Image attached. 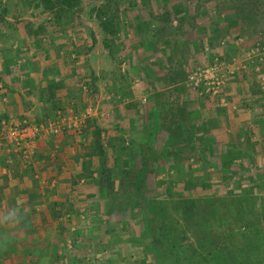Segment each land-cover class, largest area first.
I'll return each mask as SVG.
<instances>
[{"label": "rangeland", "instance_id": "obj_1", "mask_svg": "<svg viewBox=\"0 0 264 264\" xmlns=\"http://www.w3.org/2000/svg\"><path fill=\"white\" fill-rule=\"evenodd\" d=\"M105 19L119 27L117 38L102 29ZM216 22L218 30L213 28ZM215 37L219 46L206 45ZM201 47L203 52H198ZM52 59H59L55 63L61 68L69 66L66 86L63 81L61 91L55 92L64 94L58 100L64 98L65 108L54 106L46 90L40 93L41 83L62 81L54 67H46L45 74L37 71V60L46 65ZM205 69H210V83L212 77L223 83L215 93L205 81L195 85L190 80ZM242 70L248 81L242 74L234 79ZM262 80L264 0H78L71 8L57 5L53 10L45 9L41 0H0V84L8 89L6 85L16 83L11 91L17 86L23 99L31 96L33 110L28 113L34 119L25 121L39 125L70 110L89 111L92 117L103 113L100 120H92L104 134L112 130L111 122L119 121L124 132L116 134L119 141L113 146L119 148L123 141L127 151H113L104 140L102 147L109 157L117 153L119 168L134 172L129 177L140 179L143 186L137 192L116 185L104 197L85 181V191L76 194L81 214L59 225L66 234L65 264H264ZM225 91L231 98H225ZM256 101L261 106L252 108ZM228 105L229 111L206 112ZM111 106L117 108L106 116ZM133 107L135 120L127 117ZM133 139L141 144L127 146ZM109 165L114 166L113 160ZM230 171L238 173L241 188L224 182ZM119 173L113 172V179H120ZM181 190L196 200L212 195L218 210L212 216L200 206L195 213L207 210L205 218L195 214L186 221L182 210L170 204ZM232 190L254 198L233 209ZM167 192L173 193L171 199ZM138 202V209L123 210ZM167 227L178 240L165 233ZM252 240L256 246L247 250Z\"/></svg>", "mask_w": 264, "mask_h": 264}, {"label": "crops", "instance_id": "obj_2", "mask_svg": "<svg viewBox=\"0 0 264 264\" xmlns=\"http://www.w3.org/2000/svg\"><path fill=\"white\" fill-rule=\"evenodd\" d=\"M57 50L59 51V48ZM198 50V52H203L201 48ZM52 60V63H49L51 60L46 61L48 62L46 65L43 64V61L40 62V60H37V71H39V74H45L48 73L46 67H54L52 71L57 73L58 78L62 81H59V83L56 81L47 83L43 81L44 83H41L42 86H40V93L44 94L46 90L48 92L46 96L49 97L51 95V99L54 101L53 104H55L54 106L57 105L65 108L66 103L64 102V98H60L61 101L58 100V97H63L61 95L63 93L57 94L55 92L58 91L56 88L61 91L60 85L66 77L69 78V66L64 65V68H61V66H57V63H55L60 62L59 59ZM63 62H66V60L63 59ZM237 72L239 74L241 72L244 73L243 70ZM247 76L248 73L245 77ZM156 78L162 79L159 75ZM141 81H144V77ZM2 82H4L3 78ZM64 83L66 86L67 81H64ZM1 84L0 125L1 122H9L12 119H14L13 121L27 119L31 121L34 119L28 113V111L33 110V106L29 103L33 102L31 96L30 100H27L26 97L23 99L17 94L20 90L17 86L15 87V91H11L9 87L12 88L16 83H12L13 85L9 84L10 86L6 85L8 89H2ZM56 84L58 85L57 87H55ZM244 84L248 87L246 82ZM234 85H236V82ZM255 85L259 89L258 84ZM239 87L236 88L238 93L240 92ZM227 91H225V98L229 99L231 98V93H227ZM250 94L252 95L253 93ZM259 94L261 92L255 93L254 96H260ZM235 95H237V92H235ZM201 105L205 108L203 103ZM215 106L218 107L219 103H216ZM256 106H261V102L256 101V103L252 104V108ZM50 108L53 107L51 106ZM116 108L111 106L108 109L109 112L105 113L106 116H111L110 112L116 110ZM134 110L127 116L133 120L138 116L136 113L137 108H134ZM217 110L229 111L231 110V106L228 105L226 108L219 107L216 110H206V112L214 115ZM102 114L100 113L97 117H92L91 115L87 120L94 121L98 125L97 120L92 119L96 118L100 120L101 117L99 116ZM149 117L148 115L147 118ZM209 121L210 123L212 122L211 120ZM111 124L112 130L110 131L107 128V134L102 135V140L105 143L109 142L110 145L115 146L117 141H119V139L117 140L116 134L118 132L120 133L122 126L120 127V123L117 120L114 123L111 122ZM91 127L92 125H88L86 122L85 129L79 135H73L71 133L70 135L68 133L49 137L47 140L39 138L36 140V146L34 144V153L29 157H22L12 147L5 146L0 149V240H2V248L0 247L2 261H0V264L66 263L63 259L64 251L62 249L66 234L60 231L59 225L62 223L68 225L77 217L74 215L81 214V197H77L76 194L81 191L80 189L85 191L87 184L85 179L82 178L83 171L80 165L87 161L94 147V130L92 131ZM238 127L244 126L239 125ZM227 128L230 130L231 126ZM131 142L133 143L127 141V146L134 143L141 144L140 141L138 143L134 139ZM57 240L59 244H57ZM59 247L60 249H58Z\"/></svg>", "mask_w": 264, "mask_h": 264}, {"label": "trees", "instance_id": "obj_3", "mask_svg": "<svg viewBox=\"0 0 264 264\" xmlns=\"http://www.w3.org/2000/svg\"><path fill=\"white\" fill-rule=\"evenodd\" d=\"M41 1H42L43 6L45 7V9H47V10H53L54 7L57 5L62 6V8H64V9H68V7L71 8L74 4L77 5V3H78V0H41ZM177 13H180V12H177ZM166 16H167V14H166ZM156 20H157V18H156ZM183 22H185L184 17L179 19L180 27H182V28L184 26ZM159 23H158V25H159ZM162 24H163V22L161 23V26H160L161 28H162ZM216 25H218L217 22L214 23V25H213L214 30H218V28L221 27V26L219 27ZM228 25H229V27L231 26V24L229 22H228ZM102 29L106 33L111 34L112 37L117 38L116 35L119 34V27H117L116 25H114V23L112 21L107 20V19H105V22L102 23ZM158 30H161V29H158ZM155 32L157 33V31H154V33ZM214 39H215V42H213L212 39H209L210 41H209V43H206V45H208V46L212 45L213 47H216L217 45L219 46V44H220L219 38L215 37ZM201 49H203V48L201 47ZM241 74L243 77L246 76L242 72L240 74L238 72L237 76L241 75ZM234 76L236 78V75H234ZM260 85H264V80H262L260 82ZM260 85H259V87H260ZM86 122L88 123V125H92L91 129H92V131L94 130L93 137H94L95 142H94V147L92 149V152L89 154L87 161L84 162L82 165V171H83L82 178L85 179L86 182L91 181L90 183H93L94 186L97 187L100 195H102L104 197H105V195H109V193L111 191H116L115 190V189H117V188H115L116 185L119 186V188H123L124 189L123 191L134 190V191L139 192L140 190H143V186H141L142 183H141L140 179L136 178L135 180L132 181L133 178L129 177L130 175L134 174V172H132L131 170L129 171L128 169H120L119 168L118 158H117V156L115 157V155H117V153L113 157L107 156V153H106L107 150L102 147V144L104 142L102 140V135L104 134V133H102L103 130H100L98 125H96V123H94V121L87 120ZM177 124H175L174 126H177ZM178 126H180V125H178ZM73 135H75V134H73ZM106 144H107V147L111 148L113 151L114 150L117 151L119 149L118 153L119 152L122 153L123 151H127V148L124 147L123 141H121V145L118 146L119 148L110 145L109 142H107ZM118 156H120V154H118ZM111 160H113L114 166L109 165ZM116 170L120 171V173H119L120 179H118V180H115L112 177L113 172H115ZM93 174H95V176H96L94 179H93ZM236 176H238V173H236L234 171H230V173H228V176H224V179H225L224 182H228V183L233 182L232 183L233 189H234V187H236V185L238 187H240L239 184H241V181L236 180V178H237ZM128 179H130L132 182H129ZM192 180H193L192 178H189L186 181H192ZM251 182L253 183V180H251ZM205 183L206 182H204L202 180L201 185L203 188L207 189L208 184H205ZM231 192H232L231 196H230L231 198L229 201L232 203L231 207L233 209H236L237 207H241L242 203H248L251 201V198L252 199L254 198L251 196H247V198H246V196H244L245 193L241 194V195L240 194L235 195L234 190H232ZM242 192H248V191L243 190ZM164 195L166 197L170 196V199H171V197H172L171 195H173V193L167 192ZM174 195L177 198H176V200H172L170 204H171V206L182 210L183 217L186 221H191L192 216L195 214L198 216H203V218H205V216L208 213H209L208 215L211 214L213 216L214 211L218 210V206L216 205L215 202H213L214 199H213L212 195L203 196L199 200H196L198 198L195 199L193 196L192 197H190L189 195L187 196V194L185 196L182 193V190L176 191V194H174ZM262 200H264V198ZM200 206H204V207L208 208L209 212L207 213V210H206L204 213H202L201 211H198L197 213H195V210L199 209ZM139 207H140L139 202H138V204L137 203H134V204L130 203L129 205H125L123 207V210L129 211L130 208L131 209H138ZM261 208H262V210L260 212V216L263 220L264 219V205L261 206ZM241 212H243L242 216L246 215L245 211L242 210ZM220 220L221 219L218 218V222ZM197 227H199V226H197ZM165 233H167L169 236H172V234H173V237L178 240V237H176L174 235V233L168 227H167ZM180 234H182L181 231L179 232V235ZM163 237L164 236H161V238H163ZM251 244H252V246L247 247V250H253V248H255V246H256V241L254 242V240H252ZM147 248L151 252L153 251L150 246H148ZM153 254L156 257L155 252ZM235 260L236 259L234 258L233 261H235ZM233 263H235V262H233ZM196 264H198V263H196Z\"/></svg>", "mask_w": 264, "mask_h": 264}, {"label": "built area", "instance_id": "obj_4", "mask_svg": "<svg viewBox=\"0 0 264 264\" xmlns=\"http://www.w3.org/2000/svg\"><path fill=\"white\" fill-rule=\"evenodd\" d=\"M210 69L196 72L190 77L195 80V85L205 81L207 90L217 92L218 87L223 84L221 79L212 77L211 83L207 80L206 74ZM67 116L60 112L55 117L47 120L45 123L34 125L28 121H3L0 125V149L2 147H12L14 151L22 157L31 156L34 144L39 137L57 136L63 132L81 133L86 126V121L90 116L89 111L85 113H75L70 110Z\"/></svg>", "mask_w": 264, "mask_h": 264}, {"label": "clouds", "instance_id": "obj_5", "mask_svg": "<svg viewBox=\"0 0 264 264\" xmlns=\"http://www.w3.org/2000/svg\"><path fill=\"white\" fill-rule=\"evenodd\" d=\"M13 214H14V211H13Z\"/></svg>", "mask_w": 264, "mask_h": 264}]
</instances>
